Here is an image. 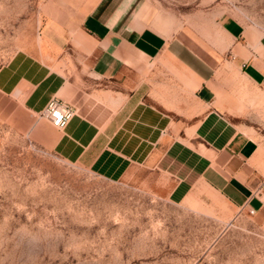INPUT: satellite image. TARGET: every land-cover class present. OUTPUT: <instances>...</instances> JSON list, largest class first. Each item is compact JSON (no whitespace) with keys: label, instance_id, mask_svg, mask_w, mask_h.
Returning a JSON list of instances; mask_svg holds the SVG:
<instances>
[{"label":"crops","instance_id":"0c3cea01","mask_svg":"<svg viewBox=\"0 0 264 264\" xmlns=\"http://www.w3.org/2000/svg\"><path fill=\"white\" fill-rule=\"evenodd\" d=\"M173 2V3H172ZM0 95L74 113L51 150L105 178L156 170L172 201L252 210L264 227V32L218 0H51Z\"/></svg>","mask_w":264,"mask_h":264},{"label":"rangeland","instance_id":"374dc122","mask_svg":"<svg viewBox=\"0 0 264 264\" xmlns=\"http://www.w3.org/2000/svg\"><path fill=\"white\" fill-rule=\"evenodd\" d=\"M50 2L0 0V65L32 45ZM218 2L264 32V0ZM53 130L0 95V264H264L248 211L172 201L170 182L139 166L105 178L58 157Z\"/></svg>","mask_w":264,"mask_h":264},{"label":"built area","instance_id":"2783aa9c","mask_svg":"<svg viewBox=\"0 0 264 264\" xmlns=\"http://www.w3.org/2000/svg\"><path fill=\"white\" fill-rule=\"evenodd\" d=\"M74 113L73 107L67 103L56 99L49 100L44 108L41 110L40 115L47 118V120L56 128H62L65 126L69 118ZM264 185L262 180L261 185ZM249 213L252 210H248Z\"/></svg>","mask_w":264,"mask_h":264}]
</instances>
